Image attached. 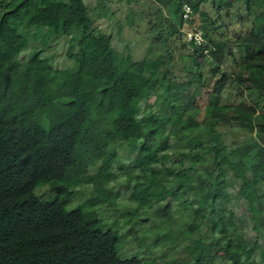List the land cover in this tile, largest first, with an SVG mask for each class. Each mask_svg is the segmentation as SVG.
<instances>
[{"label":"trees","instance_id":"16d2710c","mask_svg":"<svg viewBox=\"0 0 264 264\" xmlns=\"http://www.w3.org/2000/svg\"><path fill=\"white\" fill-rule=\"evenodd\" d=\"M155 1L168 6L171 17L161 8L149 16L152 45L167 48L158 58L136 62L115 50L111 35L96 29L85 0H0V264H148L139 256L120 257L122 237L104 230L97 211L88 208L113 205L102 191L116 179L117 147L127 143L138 150L135 164L143 182L135 184L133 197L140 207L179 191L187 194L193 179L179 182L176 192L166 186L174 174L164 162L170 128L186 150L213 156L208 178L198 179L207 190L188 230L195 236L205 221L221 239L215 255L211 246L193 240L186 249L189 260L179 264H215L217 258L256 264V245L230 234L235 215L227 205L228 187L236 180L257 240L264 237V112L258 113L260 105L264 108V0ZM185 4L193 10L189 21L183 18ZM241 7L246 18L238 14ZM196 19L201 45L182 34ZM235 19L240 29L232 28ZM31 27L47 30V39L71 36L67 55L75 69H57L39 52L22 61ZM176 58L189 62L180 70L187 81L177 80ZM210 62L219 78L203 110L198 99L205 94L203 71ZM227 65L231 73L223 71ZM233 84L249 102L221 104ZM159 88L170 105L161 115L140 118L141 103ZM231 126L247 128L255 141L229 148L220 129ZM192 160L202 163L204 157ZM159 164L162 169L156 170ZM82 185H93L100 195L85 209L68 210ZM43 187L55 199L41 200L37 191ZM261 258L264 264V251Z\"/></svg>","mask_w":264,"mask_h":264},{"label":"rangeland","instance_id":"374dc122","mask_svg":"<svg viewBox=\"0 0 264 264\" xmlns=\"http://www.w3.org/2000/svg\"><path fill=\"white\" fill-rule=\"evenodd\" d=\"M85 2L96 29L112 36L113 47L122 56L131 55L134 61L140 62L148 57L158 58L164 53L167 47L162 44L152 45L154 37L149 31L148 22L149 16L155 13L158 8L163 10L165 17H171L170 10L165 4H159L155 0H85ZM243 10L244 7H241L238 14L240 17L246 18ZM248 23L249 20L246 24ZM231 26L236 30L240 29L236 19L231 23ZM188 27L193 30L198 28V19ZM188 27L182 29L183 39L186 41L185 32L189 30ZM23 30L24 28L21 27V31ZM27 32L29 45L22 53V61H27L33 53L39 52L42 57L48 58L57 69H75V63L67 55L71 36H51L47 39V30L39 33L34 27L29 28ZM185 51L186 49L179 53ZM175 61L178 64L176 71L178 82L187 81V76L180 70L190 67L189 62L180 58H176ZM213 68L214 64L210 62L203 71L205 94L198 99L203 110L207 103V97L212 93L219 78V76H213L211 71ZM223 71L231 73V65L224 66ZM237 89V84L230 86L222 95L221 104L236 106L244 101L249 102V96L246 94L245 98L241 97ZM169 105L164 89L159 88L154 95L141 103L140 118L150 112L161 115ZM263 112V105H260L258 113ZM220 132L222 140L229 148L252 144L255 141V134H251L247 128L241 126L222 128ZM166 139L168 150L165 153L167 156V160L164 161L165 167L174 173L173 176L167 178L166 186L170 191L176 192L179 182L184 183L193 179L187 194L179 191L176 195L168 196L166 200L154 199L148 206L140 207L133 197L134 186L140 181L139 176L142 174L135 164L138 150L127 143L117 147V159L113 167L116 179L105 185L102 191L105 196L109 197L113 205L99 204L88 208L90 211H97L104 230H111L122 237L119 244V255L122 258L139 256L143 262L148 264L176 262L179 264L182 259L189 260L186 249L193 240L200 239L203 243L211 246V253L214 255L221 242L220 237L211 232L205 221L195 236L191 237L188 230L195 218V211L200 206L199 197L207 190L205 186L199 184L198 179L208 178L206 168L212 164L213 156L206 155L198 149L192 152L186 150L185 141L179 142L176 133L171 128L167 131ZM160 142H163V139H160ZM207 143L213 144V141L207 139ZM196 155L204 157L202 163H193L192 157ZM154 168L162 169L160 164ZM182 171L186 173L184 179L177 177V173ZM96 172V168L90 169V173ZM216 177L217 172L214 171L210 181L213 182ZM227 181L231 183L232 179L228 177ZM140 182L143 180L141 179ZM228 194H230L231 200L227 209L235 215L233 219L235 226L230 227V234L234 239L236 236L242 235L251 242L252 246L256 245L252 261L256 264H263L261 253L264 251V237L257 240L253 223L248 214V201L241 194L238 181L234 180L229 185ZM98 195L100 192L93 185H82L77 189V194L67 209L70 211L77 208L85 209L86 202ZM37 196L41 200L55 199V194L48 187L39 189ZM216 206L219 209L221 203L217 202ZM206 215L208 216V212ZM131 229H134L135 233L131 234ZM189 264H194V261L191 260ZM215 264L231 263L217 258Z\"/></svg>","mask_w":264,"mask_h":264},{"label":"built area","instance_id":"2783aa9c","mask_svg":"<svg viewBox=\"0 0 264 264\" xmlns=\"http://www.w3.org/2000/svg\"><path fill=\"white\" fill-rule=\"evenodd\" d=\"M193 14V10L189 4L183 6V18L185 21H189ZM187 40L193 42L196 45H201L204 42L203 32L201 29H195L193 31L185 32Z\"/></svg>","mask_w":264,"mask_h":264}]
</instances>
